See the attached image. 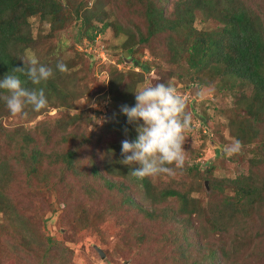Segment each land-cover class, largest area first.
Wrapping results in <instances>:
<instances>
[{"label":"trees","instance_id":"16d2710c","mask_svg":"<svg viewBox=\"0 0 264 264\" xmlns=\"http://www.w3.org/2000/svg\"><path fill=\"white\" fill-rule=\"evenodd\" d=\"M110 2L96 0V10L92 11L84 7L87 4L84 0H0V80L7 74L16 75L26 89L44 88L48 105L67 106L70 100L67 94L71 91L67 90L66 83H71L75 92L80 91L77 89H81L80 80L88 81V68L93 65V59L89 56L85 66L68 68V73L59 72L56 65L54 78L46 84L33 85L26 75L12 71L14 67L24 66L23 60L27 61L28 53L37 42L31 32L30 19L38 16L47 20L51 33L73 21L80 22V36L93 41L97 31L91 17L95 16L102 23L107 14L105 6ZM121 3L133 10L129 26L123 28L115 24V28L127 36L124 52L136 56L147 49L159 73H165L162 65L166 64L172 68L168 73H174L187 87L216 85L215 93L233 96L237 106L232 107L236 109L235 114L231 109L229 126L234 139L243 145L235 160L246 167L233 177L218 178L209 184L212 191L205 204L192 194L196 179L188 178L198 171L197 164L185 163V191L160 190L150 178L133 177L142 185L149 204L137 201L127 180L129 168L120 162L123 159L121 142L124 138L134 140L137 133L134 126L127 124L120 107L135 105L138 83L151 71L150 61L139 55L134 57L132 66L139 67L140 71L126 73L115 64L108 69L106 94L111 109L107 126L115 129L119 138L106 146V153L112 156L104 157L101 166L96 154L88 156V163L82 162L73 151L56 153L52 150L44 154L42 142H35L27 133L16 153L9 159L0 157V212L6 229L13 228L10 233L26 254L33 255L34 247L41 250L35 254L40 256L39 264H67L52 254L57 247L51 237L32 233L34 224L30 216L24 214L21 207L14 206L9 189H14L13 182L23 177L28 188L43 184L55 191L58 183L67 184L72 177L80 176L78 182L88 195L81 194L89 196L91 192L106 191L112 194L111 202L115 201L117 209L122 211V220L131 221L129 225L135 224L136 214L155 218L164 208V202L175 199L180 215L187 222L183 221L179 228L170 229L168 233L158 230L157 242L164 246L168 264H264V0H123ZM199 17L216 26L213 29L198 27ZM107 26L109 24L102 28ZM75 77L77 82L73 81ZM0 94L6 93L0 90ZM186 105L189 112L195 111L192 103L187 101ZM29 107L31 120L44 110L34 112L31 105ZM8 114L5 102L0 100V117ZM80 134L73 133L77 137ZM207 174L209 171H204L203 175ZM19 195L22 197L21 192ZM257 217L262 219V224L256 223ZM21 224H25V228H19Z\"/></svg>","mask_w":264,"mask_h":264},{"label":"rangeland","instance_id":"374dc122","mask_svg":"<svg viewBox=\"0 0 264 264\" xmlns=\"http://www.w3.org/2000/svg\"><path fill=\"white\" fill-rule=\"evenodd\" d=\"M84 1H87L85 8L96 10V0ZM121 2L123 0H111L105 6L107 14L102 23L95 16L91 17L97 31L93 41L86 36H80V22L73 21L51 33L47 20L38 16L30 19L31 32L37 42L34 49L28 53L27 60L35 56L42 64L47 63V67L52 68L53 72L60 62L66 64L69 69L85 66L83 64L89 62V56L93 59V65L88 68V81L80 80L81 89L77 88L80 91L75 92L72 90L73 85L66 83L67 90L71 91L67 94L70 98L67 106L48 105L32 120L28 118L29 105L25 106L26 116L8 114L0 117V157L9 159L16 153L18 144L27 133L35 142H42L44 154H49L52 150L56 153L73 151L85 163H88L89 155L96 154V161L101 166L104 157L112 156L106 153V146L119 138L117 131L107 126L108 111L111 109L106 94L108 69L110 65L115 64L126 73L131 70L140 71L139 67L132 66L134 57L140 55L141 59L150 61L151 71L145 74L144 81L138 83V90L150 83H168L177 89L186 104L188 101L195 107L194 112L190 110L193 117L191 130L185 133V163L198 165V171L192 172L188 178L196 179L193 182L192 194L204 203L212 191L209 184L212 185L218 178L233 177L246 167L244 163L242 165L236 162L237 154L228 156L224 152L225 146L235 140L229 119L231 112L236 113V109L232 107L235 108L237 103L231 94L225 97L215 93L216 85L187 87L173 72L168 73L172 68L166 64L162 65L165 73H159L156 66H153L147 49H144L142 54L123 57V43L127 36L117 30L115 24L122 25L123 28L129 26L133 10L123 6ZM108 24L109 26L102 28ZM196 25L205 29H213L216 26L214 22L203 21L200 17ZM80 75L84 77L83 73ZM73 81L77 82L78 78L75 77ZM92 103L97 107H91ZM73 133L80 136H74ZM83 139L87 141L84 142ZM207 170L209 174L204 176L203 173ZM186 171L185 167L183 170H177L174 177L161 175L150 179L160 190L185 191ZM19 172H22L21 169ZM78 178L80 179V176L72 177L67 184L58 183L57 189L51 191L43 184L38 188H28L21 177L13 182L14 189H9L14 206L21 207L24 214L26 212L28 217L30 216L29 219L34 224L32 233L52 238L53 245L57 247L52 253L56 258L60 257L67 264H168L165 248L157 242L160 235L158 230L168 233L170 229L179 228L183 221L187 222V219L180 215L179 203L175 199L170 198L164 202V208L154 216L155 218L147 219L136 214L138 217L135 224L129 225L131 221L122 220V211L117 209L115 201L111 202L112 194L107 191L96 194L91 192V195L84 196L81 192H87L81 189ZM127 180L136 194L137 201L148 205L149 200L140 182L135 181L131 175H128ZM51 181L53 182V177ZM256 223L262 224V219L257 217ZM19 228H25V224H21ZM4 229L6 222L0 212V264H39L40 256L35 254L41 250L34 247L33 255L26 254L21 251V247L10 233L13 228ZM98 248L104 253V257H101Z\"/></svg>","mask_w":264,"mask_h":264},{"label":"clouds","instance_id":"9594fccd","mask_svg":"<svg viewBox=\"0 0 264 264\" xmlns=\"http://www.w3.org/2000/svg\"><path fill=\"white\" fill-rule=\"evenodd\" d=\"M23 67H14L15 73L26 75L33 85L47 83L54 78L52 68L40 64L33 56L23 60ZM57 69L68 73L66 64L60 62ZM0 94L11 115L26 116L25 106L31 105L34 112H40L48 106L44 88L26 89L16 75H5L0 80ZM135 105H121L120 112L127 117V124L134 126L137 133L134 140L121 142L120 160L129 168V174L138 179L165 175L174 177L177 170H183L186 162L184 144L185 133L191 130L192 114L187 110L184 98L177 89L168 83H150L134 92ZM97 107L95 103L90 105ZM127 128L125 133L127 134ZM243 145L234 140L225 146L228 156L239 154Z\"/></svg>","mask_w":264,"mask_h":264},{"label":"water","instance_id":"95a60500","mask_svg":"<svg viewBox=\"0 0 264 264\" xmlns=\"http://www.w3.org/2000/svg\"><path fill=\"white\" fill-rule=\"evenodd\" d=\"M124 53H125L124 56H128V53H127L126 51H125ZM98 251H99L101 257H104V254H103V252L101 251V249L98 248Z\"/></svg>","mask_w":264,"mask_h":264}]
</instances>
